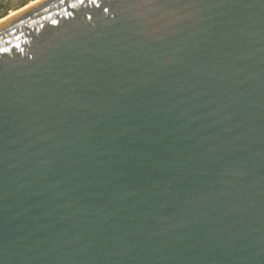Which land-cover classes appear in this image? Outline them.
Segmentation results:
<instances>
[{
	"label": "water",
	"instance_id": "95a60500",
	"mask_svg": "<svg viewBox=\"0 0 264 264\" xmlns=\"http://www.w3.org/2000/svg\"><path fill=\"white\" fill-rule=\"evenodd\" d=\"M0 264H264V0L1 21Z\"/></svg>",
	"mask_w": 264,
	"mask_h": 264
},
{
	"label": "trees",
	"instance_id": "16d2710c",
	"mask_svg": "<svg viewBox=\"0 0 264 264\" xmlns=\"http://www.w3.org/2000/svg\"><path fill=\"white\" fill-rule=\"evenodd\" d=\"M2 1L5 3H3ZM30 1H32V0H28L27 2H23V1L19 0L18 3L13 4L11 6V5L6 4L5 0H0V19L5 17L8 14V11L19 9V8L23 7L24 5H26ZM3 4H6V5H3Z\"/></svg>",
	"mask_w": 264,
	"mask_h": 264
},
{
	"label": "bare ground",
	"instance_id": "6f19581e",
	"mask_svg": "<svg viewBox=\"0 0 264 264\" xmlns=\"http://www.w3.org/2000/svg\"><path fill=\"white\" fill-rule=\"evenodd\" d=\"M38 1H40V0H32V1L28 2L26 5H24L23 7L19 8L17 10L9 11L8 14L5 17H3V18L0 19V22L3 21V20L8 19L9 17L15 15L16 13L22 11L23 9L31 6L32 4H34V3L38 2Z\"/></svg>",
	"mask_w": 264,
	"mask_h": 264
},
{
	"label": "rangeland",
	"instance_id": "374dc122",
	"mask_svg": "<svg viewBox=\"0 0 264 264\" xmlns=\"http://www.w3.org/2000/svg\"><path fill=\"white\" fill-rule=\"evenodd\" d=\"M6 1V4H8V5H13V4H16V3H18L19 2V0H5ZM20 1H23V2H27L28 0H20ZM3 2V1H2ZM3 3H5V2H3ZM6 4H3V5H6ZM17 10V9H16ZM12 11V10H11ZM9 12V11H8Z\"/></svg>",
	"mask_w": 264,
	"mask_h": 264
}]
</instances>
